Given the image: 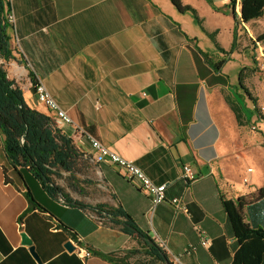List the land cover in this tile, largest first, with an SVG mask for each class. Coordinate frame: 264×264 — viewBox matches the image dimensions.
<instances>
[{
    "label": "crops",
    "instance_id": "1",
    "mask_svg": "<svg viewBox=\"0 0 264 264\" xmlns=\"http://www.w3.org/2000/svg\"><path fill=\"white\" fill-rule=\"evenodd\" d=\"M4 1L13 15L6 28L12 57L0 64L24 102L51 117L79 152L74 178L65 172L80 198L65 193L84 204L121 208L157 246L163 243L173 264H231L241 243L221 197L236 200L264 185V161L258 162L262 172L256 164L249 173L243 165L228 168L236 146L228 137L238 125L230 105L242 104L236 83L248 66L236 47L264 16L240 21L241 0ZM234 27L236 45L229 52ZM36 80L71 123L56 120L37 100ZM90 136L134 161L153 183L166 184V199L152 205L144 191L95 156ZM184 164L192 166L194 181L181 177ZM26 190L44 210L30 207ZM173 197L186 203V212L175 211ZM242 212L250 227L264 231V197L244 204ZM194 225L210 237L209 247L198 244ZM22 232L38 261L21 243ZM131 240L137 241L120 226L52 198L28 170L12 167L0 134V264H136L128 256ZM191 243L195 248L185 253ZM83 250L91 255L83 257Z\"/></svg>",
    "mask_w": 264,
    "mask_h": 264
},
{
    "label": "trees",
    "instance_id": "2",
    "mask_svg": "<svg viewBox=\"0 0 264 264\" xmlns=\"http://www.w3.org/2000/svg\"><path fill=\"white\" fill-rule=\"evenodd\" d=\"M233 5V0L230 2ZM5 1L0 0V58L8 60L12 57L9 46V37L6 33L7 22L4 18ZM195 20L200 24V19L191 9ZM264 16V0H241L240 21L248 22ZM209 36L213 39V34ZM264 37V35L259 38ZM236 45L235 27L233 39L229 52H232ZM219 51H226L220 48ZM222 61L213 63L215 69H219ZM242 67L238 73V86L242 92L250 97L247 86L244 83L245 75ZM252 99V98H251ZM253 112L258 113L264 120V115L259 113L255 100L252 99ZM231 109L235 114L238 124L244 123L242 107L231 103ZM0 134L3 137L4 153L8 163L12 167H22L28 170L40 183L44 191L52 198L59 200V194L66 198V204L87 208L98 216L107 219L130 237L136 239L142 246V251L129 250L130 253H143L144 257L136 264H153L159 261L166 264L163 256L166 253L156 243H149L148 235L140 230L132 218L121 208H112L103 203L95 205L84 204L76 201L65 193L64 189L55 182V177L66 171L72 176L76 167V158L79 155L74 143L70 138L65 137L55 126L53 119L34 108L29 107L23 100L22 90L13 79L8 78L2 64H0ZM30 207L44 210L34 201L29 191L25 192ZM264 197V185L255 193L247 196H240L236 200L221 197L222 206L227 213L231 228L238 241L241 243L231 264H259L264 251V231L260 228H252L244 219L242 212L243 205L253 200ZM112 217L116 220H112ZM128 255V256H129ZM110 261H122V258L113 259L105 256ZM124 258V257H123ZM119 264V263H118ZM168 264H173L168 260Z\"/></svg>",
    "mask_w": 264,
    "mask_h": 264
},
{
    "label": "rangeland",
    "instance_id": "3",
    "mask_svg": "<svg viewBox=\"0 0 264 264\" xmlns=\"http://www.w3.org/2000/svg\"><path fill=\"white\" fill-rule=\"evenodd\" d=\"M259 29L253 30L246 29L245 34L241 38V44L237 45V49L240 48L241 54L244 57V61L247 62V68L243 70V75L247 78L245 80V85L248 88L250 97L255 100L256 106L259 109V113L264 115V70L257 69L256 63L254 62V48L255 41H259L260 47L264 54V37L259 38L264 35V17L262 20L258 21ZM237 39V37H236ZM235 62H231L233 65ZM231 78H235L233 74V68L228 70ZM238 86V83H236ZM240 91V97H242V104L238 101H234L235 104L242 107L244 114V123L242 125H234L233 129L228 137L231 143H235V148L233 147L230 157L228 159V168L234 170L235 166L243 165V168L247 170L248 168L253 169L256 165L258 167V172H262L260 164L258 162L264 161V120L260 118L258 113L253 112L252 99L246 96L238 86ZM254 126V127H253ZM254 159L257 163H254ZM256 164V165H255ZM259 164V165H258ZM65 172V171H63ZM247 172V171H246ZM233 173V172H232ZM235 173V171H234ZM233 173V174H234ZM238 180V179H237ZM71 180L69 175L61 173L60 176L55 177V182L60 185L63 189L68 190L73 197L80 198L76 194V188L71 185ZM74 185V183H72ZM133 249L142 251V246L137 241L131 240L129 243ZM131 249V248H130ZM143 253H130V261L136 262L143 258ZM154 262L153 264H156ZM160 262H158L159 264Z\"/></svg>",
    "mask_w": 264,
    "mask_h": 264
},
{
    "label": "built area",
    "instance_id": "4",
    "mask_svg": "<svg viewBox=\"0 0 264 264\" xmlns=\"http://www.w3.org/2000/svg\"><path fill=\"white\" fill-rule=\"evenodd\" d=\"M4 18L7 23H13V15L8 12L6 4L4 5ZM254 62L256 63L257 69L264 70V54L260 47L259 41L254 39ZM33 90L37 100L43 103L49 111L53 112L54 117L61 123H71L72 119L67 114V112L61 108L57 101L52 97L50 92L45 87L41 80H36L33 83ZM54 122V121H53ZM254 127V126H253ZM91 149L95 153L98 159H105L110 162L118 171V173L126 179L128 182L138 187L144 191L151 199L152 205H156L163 202L166 199L165 190L166 184H155L150 178L138 167L134 161L129 160L115 151L111 150L107 146L103 145L98 139L90 136L89 138ZM248 173L252 171L251 168L246 170ZM181 177L186 182H192L196 179V173L194 172L190 164L182 165ZM244 183L248 182L246 176L242 178ZM170 203L175 209V211L186 212V203L180 197H173L170 199ZM22 225V224H21ZM194 229L198 234V244L203 247H209L211 244V239L208 237L204 230L200 228L199 225H194ZM81 242L80 237H76V244ZM77 246V245H76ZM159 246L163 249V243H159ZM195 248L194 244H189L184 250L185 253L191 252ZM80 249V247H79ZM91 253L87 250H83V257H89Z\"/></svg>",
    "mask_w": 264,
    "mask_h": 264
},
{
    "label": "water",
    "instance_id": "5",
    "mask_svg": "<svg viewBox=\"0 0 264 264\" xmlns=\"http://www.w3.org/2000/svg\"><path fill=\"white\" fill-rule=\"evenodd\" d=\"M59 198L60 200L62 201H66V198L62 195V194H59ZM112 220H116V218L112 217ZM147 242L149 243H153V240L151 238H148L147 239ZM21 243L24 244V245H27L28 246V249L30 251V253L35 257V259L38 261V257H37V254L36 252L34 251V246L32 244V240L28 237V235L25 233V232H22L21 233ZM64 247L67 251L71 252L74 250V246L73 244L71 243V241H67L65 244H64ZM163 260L165 261L166 264H168V260L166 259V257L163 256Z\"/></svg>",
    "mask_w": 264,
    "mask_h": 264
}]
</instances>
